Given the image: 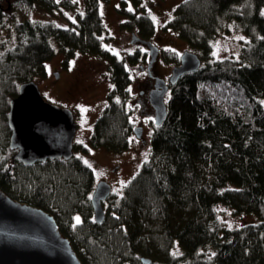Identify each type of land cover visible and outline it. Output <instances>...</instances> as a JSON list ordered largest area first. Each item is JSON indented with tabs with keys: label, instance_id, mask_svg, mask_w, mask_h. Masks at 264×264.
Listing matches in <instances>:
<instances>
[{
	"label": "trees",
	"instance_id": "1",
	"mask_svg": "<svg viewBox=\"0 0 264 264\" xmlns=\"http://www.w3.org/2000/svg\"><path fill=\"white\" fill-rule=\"evenodd\" d=\"M102 1L108 0H84L73 26L59 27L27 17L34 7L55 10L56 0H0V32L14 22L12 37L0 41V188L51 214L82 264H143L142 257L149 264H264V0H185L176 6L170 26L201 66L170 87L166 117L152 126L150 156L122 195L110 196L102 223L92 217L93 172L80 158L31 166L12 159L8 102L19 84L44 75L53 43L65 58L79 52L107 60L111 88L89 143L112 153L127 150L134 128L128 67L138 52L121 61L103 46ZM123 14L130 17L123 27L132 29L135 18ZM140 21L141 34L152 31L148 19ZM229 22L245 39L238 57L215 60L213 39ZM166 57L178 65L173 52ZM216 205L258 221L228 228Z\"/></svg>",
	"mask_w": 264,
	"mask_h": 264
},
{
	"label": "rangeland",
	"instance_id": "2",
	"mask_svg": "<svg viewBox=\"0 0 264 264\" xmlns=\"http://www.w3.org/2000/svg\"><path fill=\"white\" fill-rule=\"evenodd\" d=\"M56 1L59 3V7L55 10L49 12L43 8L34 7V10L29 12L27 17L32 21L52 22L59 27H72L77 21L78 15L84 13V0H69L75 5L72 9L61 6L62 0ZM118 1L100 2L99 12L105 27V35L103 34L105 39L102 38L103 46L117 59L124 58L136 51L139 52L137 61L129 67L127 66L131 79L128 106L130 120L134 126L142 127V136L137 138L133 134L127 150L122 153H112L100 148H93L89 143L94 123L106 105L107 94L111 88L107 60L99 59L96 61V59L87 58L86 55L79 52L65 58L57 45L53 43L54 55L46 61L44 75L33 79L38 85L44 101L72 111L76 123L73 143L79 146V149L74 150L73 155L90 167L94 176V185L99 181L107 182L111 187V196L115 197L122 195L124 186L150 156V135L154 116V113L148 109V104L146 107L144 98L139 95V91L143 90L141 81L144 79V74L139 65L146 64V61H142L140 52L144 50V47L130 43V33L136 32L135 28H123V32L120 31L122 29L118 28L117 30L115 26L117 17L111 8ZM183 1L185 0H164L159 6L154 5V16L151 17L155 31L151 37L148 36L155 42L153 44L161 49L165 48L164 51L171 50L167 52H173L178 57L184 51L196 52L173 30H162L161 23L164 20H170L176 6ZM157 2L161 1L155 0L153 4ZM144 4H146V0H141V6ZM124 8H126L125 5ZM262 12L264 14V6ZM13 17L18 20V15L15 14ZM124 21H127L125 14H123ZM11 24H14L11 20L6 22L0 32V41H6L12 37L13 28ZM242 39L245 37L235 23L223 24L212 42L214 59L238 57ZM9 43L12 42L9 41ZM176 65L167 60L164 52L154 66L153 73L160 78H166L171 75V70ZM56 73H58L59 78H56ZM261 103L264 107V100H261ZM80 147L87 148V151L82 152ZM11 153L13 152L11 151ZM215 210L220 221L228 228H237L258 221L252 213L235 214L231 208L223 205H216ZM173 251V254L177 256L181 254L180 249Z\"/></svg>",
	"mask_w": 264,
	"mask_h": 264
},
{
	"label": "water",
	"instance_id": "3",
	"mask_svg": "<svg viewBox=\"0 0 264 264\" xmlns=\"http://www.w3.org/2000/svg\"><path fill=\"white\" fill-rule=\"evenodd\" d=\"M140 40L134 33L130 43ZM149 49V69L156 61L158 48L143 41ZM201 66L199 56L184 51L178 65L171 70L166 82L155 80L149 93L154 111L153 125L164 121L167 111L165 98L181 77L197 71ZM59 75L56 73V78ZM6 125L9 130L8 149L12 159L24 166L46 160L64 159L73 156V140L76 133L74 115L68 108L44 101L38 85L30 80L19 84L16 95L8 102ZM135 137L142 136V127H134ZM111 195V187L105 181L95 184L91 194L93 220L102 223L105 218L103 202ZM143 264H149L142 257ZM0 264H82L71 241L61 233L55 219L48 212L19 202L0 188Z\"/></svg>",
	"mask_w": 264,
	"mask_h": 264
},
{
	"label": "flooded vegetation",
	"instance_id": "4",
	"mask_svg": "<svg viewBox=\"0 0 264 264\" xmlns=\"http://www.w3.org/2000/svg\"><path fill=\"white\" fill-rule=\"evenodd\" d=\"M109 1V0H108ZM123 1L124 2V5L126 6V8H123L124 5H123ZM145 1V0H144ZM155 0H146V4H144L143 6H141V0L139 1H134V0H119L114 6L112 9L113 13L115 14V16L117 17V21H116V24L115 26L117 27V30L118 28L119 29H122L120 31L123 32V10H124V13H128L130 16H132L133 18H135L134 22H133V28H135L136 32H131L130 35H132L133 33L140 39V40H137L135 42V44L137 46H142L144 47V50L140 51L141 52V56H142V61H146V64H141L139 65L140 67V70L142 71V73L144 74V79L141 81L142 82V89L143 90H140L139 91V95L141 97L144 98V100L146 101V107H147V104H148V109H150L152 111V113H154L151 105H150V101H149V93L150 91L154 88V84H155V80L157 78H160L159 76L155 75L153 73V69H154V66L156 65L159 57L165 52L167 51H171V50H166L164 51V49H161L159 46L153 44V40H151V38H148V36H152L153 35V32L155 31V27H154V23H153V19L151 16H154V5L155 6H159L160 3H163L164 0H158V1H161V2H157L156 4H153ZM8 7H7V10L10 9V4L9 2L7 3ZM130 7V8H129ZM175 10V9H174ZM121 13V14H118V13ZM127 16V15H126ZM125 16V19L128 21L130 19H127V17ZM102 17V16H101ZM146 18L148 19L152 25H153V29L151 32H147L145 30V35L141 34L140 33V27H142V23L140 21V19H143V18ZM173 17V16H172ZM172 19V18H171ZM171 19L170 20H164L162 23H161V27H162V30H173L170 26V22H171ZM103 22V21H102ZM125 22V21H124ZM106 24V23H105ZM104 26V24H103ZM105 28V27H104ZM132 28V29H133ZM146 29V28H145ZM138 31V33H137ZM105 39V37H104ZM131 41V39H130ZM143 41H148L150 42L152 45L156 46L159 50L158 52V56H157V59L156 61L152 64V66L147 69V65L149 63V60H150V56H149V49H148V46L145 42ZM155 43V42H154ZM139 44V45H138ZM110 52V51H109ZM137 52V51H136ZM111 53V52H110ZM139 53V52H138ZM112 54V53H111ZM83 55H86L87 58H92V59H96L99 60L101 59L100 57H98V55L96 54H83ZM114 55V54H112ZM115 56V55H114ZM116 57V56H115ZM148 59V60H147ZM121 61H123V57L120 59ZM109 75V74H108ZM169 78V75L167 76ZM162 78L164 79L166 82L168 81V78ZM59 78V77H58ZM110 78V76H109ZM144 81V82H143ZM170 91V89H169ZM168 91V92H169ZM168 94V93H167ZM167 96V95H166ZM154 118V116H153ZM151 120V119H150ZM149 120V121H150ZM134 127H138V126H134ZM74 148V147H73ZM76 150V149H75ZM111 196V195H110ZM110 196L108 197V199L106 201L103 202V209H104V213H107L108 211V208H109V205H108V202H109V198Z\"/></svg>",
	"mask_w": 264,
	"mask_h": 264
}]
</instances>
